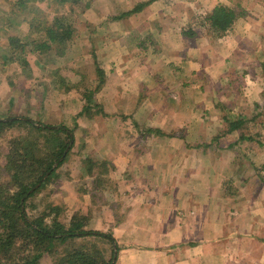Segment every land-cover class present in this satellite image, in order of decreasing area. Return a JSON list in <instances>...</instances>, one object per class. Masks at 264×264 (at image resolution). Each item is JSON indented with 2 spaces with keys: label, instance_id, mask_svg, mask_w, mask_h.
Wrapping results in <instances>:
<instances>
[{
  "label": "crops",
  "instance_id": "crops-1",
  "mask_svg": "<svg viewBox=\"0 0 264 264\" xmlns=\"http://www.w3.org/2000/svg\"><path fill=\"white\" fill-rule=\"evenodd\" d=\"M60 1L46 0L52 15L43 23L48 31L70 27L82 56L85 42H94L89 53L103 58L104 74L93 96L100 112L90 116L97 124L75 133L67 218L80 213L90 229L112 237V264H264L262 178L240 141L215 137V101H226L232 83L224 76L244 51L240 42L251 48L264 34L238 32L235 22L213 43L197 38L206 40L200 47L197 35L182 32L192 11L218 5L249 10L240 26L256 22L263 32L264 16L254 10L264 0H74L69 18ZM43 63L35 70L44 71ZM251 101L258 103V94ZM245 201L256 203V212Z\"/></svg>",
  "mask_w": 264,
  "mask_h": 264
},
{
  "label": "rangeland",
  "instance_id": "rangeland-1",
  "mask_svg": "<svg viewBox=\"0 0 264 264\" xmlns=\"http://www.w3.org/2000/svg\"><path fill=\"white\" fill-rule=\"evenodd\" d=\"M63 1L61 0L60 3ZM66 1L67 18H69L72 16V11L70 12V10H73L74 0ZM45 2L46 0H0V81L4 84V90L0 93V101L2 103L0 105V119L24 117L37 126L40 124L55 127L63 125L73 130V147L65 162L57 169L55 177L27 201L26 207L27 214L33 217L41 212H50L51 214L50 208L57 207L60 212L56 220L67 225L73 214H70L71 216L67 218L63 209L64 200H67V205L69 203L72 206L74 205V199L69 193L68 185L70 182L67 183V181H70L76 175V167L70 161L71 158L72 160L74 159L76 154L74 151V145L76 144L75 133L80 130L79 127L90 128L92 124H97L90 116L98 113V110L100 112V106L94 102L92 97L94 105L90 103L91 114H84L82 115L83 117L75 116L85 106V96L89 92L95 91L98 86L99 77L96 73V68L102 69L103 58L96 57L91 51L89 53V49L95 51L94 42L91 41L85 42L86 47H83V51L87 55L82 56V49L76 48L77 42L71 36L70 27H68V31H60L63 27L59 29L58 26L55 27V30H53L56 33V37H62L63 40L61 43H50L48 41V26L43 22L52 13L46 12ZM212 9L192 11L190 14H192L193 21L182 31L186 32L189 30L192 32V28L195 26L194 32H196L197 36L193 40L196 43L199 42L200 47L206 43V40L203 41L201 39L198 41L197 38L206 37L207 35L209 36L208 39L213 43V41L222 37L214 35L204 21ZM231 9L241 14L235 21L237 25L236 31L237 28H239L238 32H245L250 29L252 32L256 31L261 35L264 34V31L262 32L263 27L257 25L256 22L249 23L247 21L248 25L240 26L239 21L245 19L249 10ZM254 11L261 12L264 16V8ZM60 12H62V9ZM36 31L40 32V35H35ZM43 35L46 37L45 40ZM190 43L192 44V42ZM45 44H48V47ZM240 44L244 51L241 50L242 52L237 55V65L230 70L232 72L229 73L228 77L224 76L229 86L232 83V86L228 87V95L224 97L226 101L220 100L219 102L214 99L216 100L215 103L218 104L217 111L219 113H216V115L220 117L219 121L221 120L219 126L217 125L218 120L213 122L220 129L218 132L220 136L218 134V137L215 136L216 139L220 138V144H229L236 139L239 141L240 136L254 138V140L257 137L259 140L264 141V43L253 41L251 48L248 47L247 43L240 42ZM38 53H45V56L37 58L32 56ZM180 54L183 53L180 51ZM194 56L197 58L196 53ZM40 62L47 66L43 69L44 71L35 70V66L38 68ZM75 65H79V67L77 66V68ZM228 65L231 66L230 64ZM60 66H65V70L60 71ZM212 74L217 77L219 74L218 70ZM246 80L250 81L248 87H246ZM243 93L245 94L244 96H242ZM256 94H258V103H252V101L248 103V100L252 99ZM240 99H243L241 102L242 106ZM224 108L227 110H224ZM225 117L230 120L242 117L245 123L239 131L226 134L227 124L224 122ZM75 118L76 121L74 123ZM36 134L33 129L24 128L23 125L17 124L3 131L0 130V181H8L6 178L7 156L15 152L17 140L27 138L35 141ZM240 143V145L244 146V150L251 151L250 154L256 164L253 172L256 176L262 178L260 185H264V146H257V143L253 140L240 141ZM38 148L41 151L46 150L44 145ZM255 150L258 153L260 152V154L254 153L253 151ZM240 154L243 153L240 152ZM66 165H70V168L66 167ZM105 171L108 172L106 166L103 172ZM63 184L68 188V193H65V186L61 187ZM247 203H252V211L256 212L257 209L254 208L256 203L245 201L244 205H248ZM54 213L50 215L52 219ZM77 214L82 215L80 213ZM87 229L92 230L89 225ZM80 241L76 240L74 242L71 240L70 243L65 245H54L50 251L43 255L40 264H60V257L67 256L75 251L77 247H81L79 245ZM92 241L93 247L103 251L105 260H108L113 249L112 245L102 238L98 240L92 239ZM85 246L88 247L90 244H84L82 247ZM231 252H234V250Z\"/></svg>",
  "mask_w": 264,
  "mask_h": 264
},
{
  "label": "trees",
  "instance_id": "trees-1",
  "mask_svg": "<svg viewBox=\"0 0 264 264\" xmlns=\"http://www.w3.org/2000/svg\"><path fill=\"white\" fill-rule=\"evenodd\" d=\"M143 6L144 4L136 6L130 13L140 10ZM240 16L241 14L234 9L218 5L210 11L204 21L214 35L221 37L232 28ZM183 34L188 37L196 35V32L188 30ZM48 35V41L52 44L61 43L63 40L62 37H56L54 31H48ZM45 46L48 47V44ZM96 73L99 77L98 86L95 91L85 96V106L75 117L91 114L90 103L94 105L92 97L104 82L103 71L96 68ZM224 110L227 109L224 108ZM75 121L76 118L73 122ZM224 122L227 124L225 133L231 134L239 131L245 120L242 117L234 120L225 117ZM16 124L33 129L37 137L35 141L27 138L18 139L15 152L7 156L6 178L8 181H0V264H40L43 255L54 245H65L71 240L74 242L81 240L79 242L81 247H77L67 256L60 257V264H112L117 247L111 250L110 258L105 260L103 251L93 247L92 241V239L102 238L113 247L112 237L109 234L88 230L87 217L73 214L66 225L56 220L60 212L57 207L50 208L51 214L55 212L53 219L50 212H41L34 217L26 212L27 201L55 177L57 169L71 152L74 141L73 130L63 125L55 127L40 124L37 126L24 117L0 119V130L3 131ZM252 140L257 143V146H264V141L257 137L255 140L244 136L239 137V141ZM42 145L46 147L45 151L38 148ZM84 244H90V246L82 247Z\"/></svg>",
  "mask_w": 264,
  "mask_h": 264
},
{
  "label": "water",
  "instance_id": "water-1",
  "mask_svg": "<svg viewBox=\"0 0 264 264\" xmlns=\"http://www.w3.org/2000/svg\"><path fill=\"white\" fill-rule=\"evenodd\" d=\"M114 259H115V255H114V257H113V261H114Z\"/></svg>",
  "mask_w": 264,
  "mask_h": 264
}]
</instances>
